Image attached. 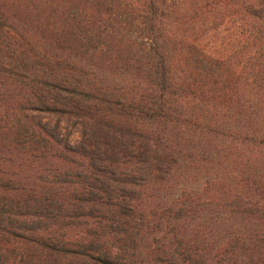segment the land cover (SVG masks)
I'll return each mask as SVG.
<instances>
[{
	"label": "trees",
	"instance_id": "obj_1",
	"mask_svg": "<svg viewBox=\"0 0 264 264\" xmlns=\"http://www.w3.org/2000/svg\"><path fill=\"white\" fill-rule=\"evenodd\" d=\"M164 261L264 264V0H0V264Z\"/></svg>",
	"mask_w": 264,
	"mask_h": 264
},
{
	"label": "rangeland",
	"instance_id": "obj_2",
	"mask_svg": "<svg viewBox=\"0 0 264 264\" xmlns=\"http://www.w3.org/2000/svg\"><path fill=\"white\" fill-rule=\"evenodd\" d=\"M37 120H42L43 123H47L49 127H58V131L62 137L68 136L69 141L74 144L81 137V122L76 118H68L65 116H61L58 114H50V113H39L36 115ZM174 231L169 228L160 229L158 231L157 238L152 239L153 246H165L168 248L169 252H174L176 255H183L182 249H180V244L177 240H174ZM162 236L165 238L162 241ZM197 241V240H196ZM193 242L194 248L198 249L200 252H204L208 250V245L202 242ZM178 255V256H179ZM212 258L216 262H221L224 260V250L214 251ZM164 264H175L174 262H165Z\"/></svg>",
	"mask_w": 264,
	"mask_h": 264
}]
</instances>
